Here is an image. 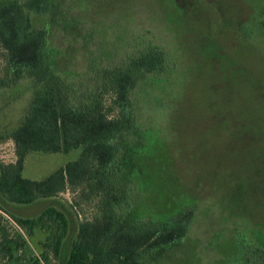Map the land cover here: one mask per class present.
Wrapping results in <instances>:
<instances>
[{
  "label": "rangeland",
  "instance_id": "obj_1",
  "mask_svg": "<svg viewBox=\"0 0 264 264\" xmlns=\"http://www.w3.org/2000/svg\"><path fill=\"white\" fill-rule=\"evenodd\" d=\"M58 6L78 23L68 29L60 21L50 31L59 67L76 85L95 90L97 69L124 64L148 46L164 53L163 85L139 77L130 92L142 130L154 135L138 145L140 158L132 154L131 185L139 189V216L160 212L181 221L186 235L148 264H264V0H58ZM50 18L44 13L43 25ZM4 55L0 48V79ZM29 98L24 80L0 88V131L21 122ZM76 157L30 154L23 176L40 180ZM14 161L13 143L0 141V164ZM4 206L21 218L48 206L65 213L69 234L61 260L51 264H64L79 221L96 211L95 202L70 191ZM0 216L9 235L25 237L7 214ZM41 237L27 239L35 257Z\"/></svg>",
  "mask_w": 264,
  "mask_h": 264
},
{
  "label": "trees",
  "instance_id": "obj_2",
  "mask_svg": "<svg viewBox=\"0 0 264 264\" xmlns=\"http://www.w3.org/2000/svg\"><path fill=\"white\" fill-rule=\"evenodd\" d=\"M44 13L50 15L51 25H43ZM60 21L68 29L78 24L62 13L58 0H0V48L6 72L0 88L24 80L30 91L21 122L12 130L0 131V141H11L15 153L13 163L0 164V211L25 234L9 235L0 216V261L51 264L61 260L69 222L60 208L48 206L37 216L21 218L4 204L28 206L70 191L83 202H95L96 211L79 221L64 264H148L156 253L180 243L186 235L181 221L173 223L160 212L139 216L135 210L139 189L131 185L137 183L132 171L137 157L132 154L139 157L142 146L138 145L154 135L142 130L129 96L139 77L164 81L168 75L164 53L148 46L124 64L97 69L92 77L95 90L76 85L69 79L71 73L59 67L60 53L50 40L51 28ZM107 95L112 98L108 105ZM73 153L76 159L40 180L23 176L30 154ZM36 234L42 240L35 257L27 239Z\"/></svg>",
  "mask_w": 264,
  "mask_h": 264
}]
</instances>
